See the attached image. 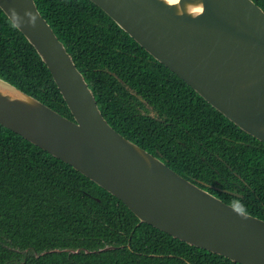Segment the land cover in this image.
Masks as SVG:
<instances>
[{
	"label": "trees",
	"instance_id": "obj_1",
	"mask_svg": "<svg viewBox=\"0 0 264 264\" xmlns=\"http://www.w3.org/2000/svg\"><path fill=\"white\" fill-rule=\"evenodd\" d=\"M252 1L264 11V0ZM35 2L117 132L223 202L264 220L263 142L90 0ZM0 77L72 118L49 70L1 9ZM105 245L115 248L83 251ZM53 248L80 251L40 254ZM0 264L239 263L139 222L118 198L0 124Z\"/></svg>",
	"mask_w": 264,
	"mask_h": 264
},
{
	"label": "water",
	"instance_id": "obj_2",
	"mask_svg": "<svg viewBox=\"0 0 264 264\" xmlns=\"http://www.w3.org/2000/svg\"><path fill=\"white\" fill-rule=\"evenodd\" d=\"M90 1L214 109L264 143V11L255 2ZM13 8L19 19L10 14ZM0 9L47 67L72 115L0 77L1 125L118 198L139 222L233 262L264 264L263 219L223 202L117 132L35 0H0ZM26 11L36 17L34 24ZM61 250L80 248L40 254Z\"/></svg>",
	"mask_w": 264,
	"mask_h": 264
},
{
	"label": "clouds",
	"instance_id": "obj_3",
	"mask_svg": "<svg viewBox=\"0 0 264 264\" xmlns=\"http://www.w3.org/2000/svg\"><path fill=\"white\" fill-rule=\"evenodd\" d=\"M10 14L13 17H16L17 19L20 18L19 15H18V13L16 12V10L14 8L13 9H10ZM25 15H27L30 18V22L34 24L36 17L34 15H32V13L30 11H26L25 12Z\"/></svg>",
	"mask_w": 264,
	"mask_h": 264
},
{
	"label": "flooded vegetation",
	"instance_id": "obj_4",
	"mask_svg": "<svg viewBox=\"0 0 264 264\" xmlns=\"http://www.w3.org/2000/svg\"><path fill=\"white\" fill-rule=\"evenodd\" d=\"M154 113H153V111H148V113H147V115H149V116H152ZM160 159V158H159ZM161 160V159H160ZM196 184V183H195ZM198 185V184H197ZM205 185V184H204ZM205 189V188H204ZM223 191H225V190H223ZM231 194H233L232 192H231Z\"/></svg>",
	"mask_w": 264,
	"mask_h": 264
}]
</instances>
